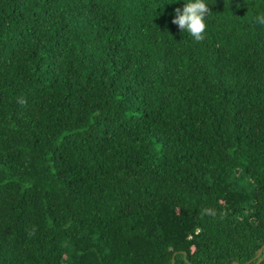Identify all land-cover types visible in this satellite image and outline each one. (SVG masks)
Masks as SVG:
<instances>
[{
    "label": "trees",
    "instance_id": "trees-1",
    "mask_svg": "<svg viewBox=\"0 0 264 264\" xmlns=\"http://www.w3.org/2000/svg\"><path fill=\"white\" fill-rule=\"evenodd\" d=\"M189 2L0 0V264L256 262L264 0Z\"/></svg>",
    "mask_w": 264,
    "mask_h": 264
},
{
    "label": "clouds",
    "instance_id": "clouds-1",
    "mask_svg": "<svg viewBox=\"0 0 264 264\" xmlns=\"http://www.w3.org/2000/svg\"><path fill=\"white\" fill-rule=\"evenodd\" d=\"M210 12V7L205 0H191L184 4L182 10L175 9L172 23L177 25L182 32H187L194 42L201 43L206 38V17ZM255 22L264 25V14L256 16Z\"/></svg>",
    "mask_w": 264,
    "mask_h": 264
},
{
    "label": "water",
    "instance_id": "water-1",
    "mask_svg": "<svg viewBox=\"0 0 264 264\" xmlns=\"http://www.w3.org/2000/svg\"><path fill=\"white\" fill-rule=\"evenodd\" d=\"M256 258V262L254 264H259L263 259H264V249L263 247H260L257 254L255 255ZM250 261H248L246 264H249ZM170 264H174V259H172ZM233 264H236L235 262H233Z\"/></svg>",
    "mask_w": 264,
    "mask_h": 264
}]
</instances>
